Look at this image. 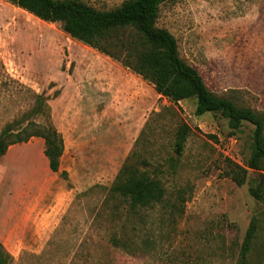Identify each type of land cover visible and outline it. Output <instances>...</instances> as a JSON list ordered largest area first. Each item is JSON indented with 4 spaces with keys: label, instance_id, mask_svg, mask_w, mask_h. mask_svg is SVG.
<instances>
[{
    "label": "rangeland",
    "instance_id": "1",
    "mask_svg": "<svg viewBox=\"0 0 264 264\" xmlns=\"http://www.w3.org/2000/svg\"><path fill=\"white\" fill-rule=\"evenodd\" d=\"M78 1L109 10L125 0ZM156 27L215 96L264 119V0H166ZM195 105V97H159L59 23L0 0V133L16 119L51 118L64 143L59 173L41 138L0 158V244L11 264H239L249 222L264 212L248 191L264 161L257 171L246 166L251 125L232 132L219 114L195 116ZM182 124L190 132L177 157ZM130 155L161 182V203L132 211L111 191ZM233 166L246 170L243 185L232 180ZM246 264H264V223Z\"/></svg>",
    "mask_w": 264,
    "mask_h": 264
},
{
    "label": "trees",
    "instance_id": "2",
    "mask_svg": "<svg viewBox=\"0 0 264 264\" xmlns=\"http://www.w3.org/2000/svg\"><path fill=\"white\" fill-rule=\"evenodd\" d=\"M41 21L59 23L71 39L86 45L152 85L154 91L170 102L196 98L195 116L219 114L227 120L232 132L243 124L253 127L251 155L247 168L261 169L264 161V119L255 111L237 106L232 100L215 96L206 86L198 70L178 54L175 38L165 29L156 27L159 7L166 0H125L109 10H99L78 0H7ZM38 107H46L45 99L36 96ZM50 116L47 114L46 117ZM45 117V115H44ZM50 118V117H49ZM20 118L7 124L0 133V158L13 144L30 138H41L43 154L50 171L59 173L64 143L51 118L44 123ZM190 128L182 124L175 133L174 152L180 156ZM128 156L119 169L111 191L128 203L129 210L148 208L161 203L165 196L159 180L140 172ZM232 180L243 185L247 172L237 166L230 168ZM62 178L67 173L60 172ZM250 195L264 204V175L249 183ZM264 212L252 216L239 249V264H246ZM11 257L0 244V264H11Z\"/></svg>",
    "mask_w": 264,
    "mask_h": 264
},
{
    "label": "crops",
    "instance_id": "3",
    "mask_svg": "<svg viewBox=\"0 0 264 264\" xmlns=\"http://www.w3.org/2000/svg\"><path fill=\"white\" fill-rule=\"evenodd\" d=\"M159 96V95H158ZM160 97V96H159ZM52 107V106H51ZM55 108V107H54ZM53 107H52V110H53V112H52V115H53V117H54V115L56 114V112H55V109H54ZM145 115V114H144ZM145 118V117H144ZM48 162V161H47ZM44 163H42V165H43ZM39 173L41 172V173H44L45 174V176H47L46 174V171H45V169H42V170H39L38 171ZM16 212H18V211H15V212H12V213H15L16 214ZM11 217H12V215H11ZM30 219H32V218H30Z\"/></svg>",
    "mask_w": 264,
    "mask_h": 264
}]
</instances>
